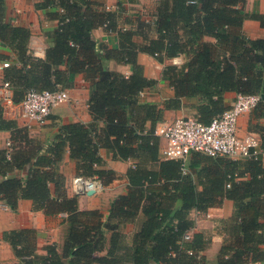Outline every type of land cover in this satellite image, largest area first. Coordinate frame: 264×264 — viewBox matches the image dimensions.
I'll return each instance as SVG.
<instances>
[{"label": "trees", "instance_id": "16d2710c", "mask_svg": "<svg viewBox=\"0 0 264 264\" xmlns=\"http://www.w3.org/2000/svg\"><path fill=\"white\" fill-rule=\"evenodd\" d=\"M245 1L158 0L153 18L138 19L137 27L128 29L116 25V10L97 0H42L37 7L51 9L48 15L57 27L45 57H37L29 52L30 29L9 22L5 0H0V41L15 53L4 79L11 82L16 101L29 90L70 88L76 74L94 86L92 120L60 123L50 142L32 137L29 127L6 117L0 103V130L11 131L8 147L0 148V201L16 210L26 198L46 214H66L61 245L46 244L45 254L37 252V228L3 232L19 264H211L208 239L193 231L191 212L221 207L225 199L233 201L234 210L222 222L225 237L214 264L264 260L261 155L236 160L194 151L184 171L180 161L162 157L155 134L166 110L192 107L199 120L210 123L231 106L227 92L258 94L248 127L264 151V38L249 37L243 27L248 17L264 26V14L245 12ZM100 26L118 33V47L98 48L93 30ZM136 34L143 45L134 40ZM140 51L160 62L186 56L183 64L166 63L163 74L174 95L162 104L140 100L144 89L157 84L138 61ZM107 60L130 64L132 72L110 69ZM102 147L112 150L115 160H134L126 172L127 191L112 199L108 213L80 208L59 169L68 151L77 176H97L111 184L120 175L107 165ZM141 213L140 229L123 244L119 226L135 222Z\"/></svg>", "mask_w": 264, "mask_h": 264}, {"label": "crops", "instance_id": "0c3cea01", "mask_svg": "<svg viewBox=\"0 0 264 264\" xmlns=\"http://www.w3.org/2000/svg\"><path fill=\"white\" fill-rule=\"evenodd\" d=\"M42 0H5L6 19L17 25H22L30 29L29 52L37 57H45L46 49L53 41L50 33L57 27V20L48 15L51 9L38 8L37 5ZM104 4L108 9L116 10L119 16H116V25L121 27L136 28L137 20L142 18H153V13L156 10L158 0H97ZM243 9L247 13H262L264 14V0H246ZM118 11V12H117ZM149 16H145V14ZM130 21L132 23H130ZM243 27L249 37L264 38V26L261 22L253 17H248L244 20ZM150 35H155L150 32ZM93 37L98 44H106L110 47L119 46V35L115 31H109L105 27L100 26L93 30ZM134 40L139 45L144 44V39L139 34L134 36ZM15 59L14 51L3 41H0V64L5 60ZM138 61L144 66L145 74L149 78L157 80L155 86L144 89L140 94L141 101H149L162 104L163 101L174 95V89L171 86L168 78L163 74L166 63L180 62L183 64L186 61L185 55H180L174 58L166 59L165 62H160L153 55L140 51L138 53ZM106 65L113 70L121 71L129 75L132 71L130 64L118 63L115 60H107ZM4 69L0 67V84L4 80ZM72 99L68 103H63L52 109L49 119L46 124L39 126L32 124L29 127L32 137L41 139L45 142L54 140L59 129L60 123L66 122H90L92 120L89 111V100L94 89V86L89 80H86L83 74L74 76L73 86L69 88ZM237 92L229 91L226 94V100L230 105L234 102ZM179 110H166L165 119L175 118L180 116ZM251 110L242 113L238 119L239 132L246 134L249 131V120ZM6 117L12 118L6 112ZM18 121V120H17ZM264 124V118L261 120ZM20 125V121H18ZM11 141L10 130H0V148L8 147ZM101 155L105 158L109 167L114 168L120 175L111 184L107 185L102 192L96 194H76L68 187L69 195H77L79 206L82 209H102L108 213L112 199L119 193L127 191L126 172L133 164L134 160H115L113 159L112 150L102 147ZM59 169L66 176L67 183L72 177L77 176L75 172V160L71 158L67 151L63 160L59 164ZM24 174V173H22ZM234 210V203L231 199H225L221 207H213L207 211L193 210L191 216L195 220L193 231L205 233L208 239L206 247L207 260L214 264L217 261L219 249L223 243L225 232L223 229V220L229 218ZM66 214L50 215L46 214L41 209L34 207L31 199L21 198L18 208L13 210L5 202L0 201V264H19L18 259L10 244L5 241L2 234L6 230L22 227H35L38 230L39 254H45L44 246L48 243H57L61 245L64 234L65 224L64 218ZM145 217L141 213L135 222L127 223L131 225V229L126 230V224L119 226V231L122 232V243L127 245L132 240L136 231H138ZM107 247L109 246V238L111 230H106ZM105 249L102 254L106 253ZM254 264H264L263 261Z\"/></svg>", "mask_w": 264, "mask_h": 264}, {"label": "built area", "instance_id": "2783aa9c", "mask_svg": "<svg viewBox=\"0 0 264 264\" xmlns=\"http://www.w3.org/2000/svg\"><path fill=\"white\" fill-rule=\"evenodd\" d=\"M11 65L10 60L1 62L5 69ZM72 99L69 88L56 90H29L24 99L16 101L13 97L12 84L3 80L0 84V103L12 118L22 122L24 126L32 124L42 126L47 123L52 109ZM260 100L258 94H242L237 96L231 106L210 123H204L195 115H181L159 121L155 134L160 138V152L165 159H175L181 162L184 171L192 152H203L212 156H224L231 159H247L261 155L264 161V151L261 148L259 136L254 132L241 134L238 127L239 116L251 110ZM10 143V142H9ZM83 178V190H79V179ZM69 189L76 194H87L94 189L102 192L106 185L97 176L72 177L68 182ZM191 234L185 235L188 239Z\"/></svg>", "mask_w": 264, "mask_h": 264}, {"label": "rangeland", "instance_id": "374dc122", "mask_svg": "<svg viewBox=\"0 0 264 264\" xmlns=\"http://www.w3.org/2000/svg\"><path fill=\"white\" fill-rule=\"evenodd\" d=\"M147 15V13L145 14V16ZM147 16H149V15H147ZM170 63H174V62H170ZM174 64H178V65H180V62H177V63H174ZM195 114V109L194 108H192V107H183L182 108V111L180 112V116L181 115H194ZM174 117H176V116H174ZM21 124H22V122H20ZM23 125V124H22ZM131 225L129 226L128 224H126V230H130L131 228Z\"/></svg>", "mask_w": 264, "mask_h": 264}, {"label": "water", "instance_id": "95a60500", "mask_svg": "<svg viewBox=\"0 0 264 264\" xmlns=\"http://www.w3.org/2000/svg\"><path fill=\"white\" fill-rule=\"evenodd\" d=\"M78 179H79V190L82 191L83 190V178L82 177H78ZM86 192H87V194L92 195V194L95 193V190L94 189H89Z\"/></svg>", "mask_w": 264, "mask_h": 264}]
</instances>
